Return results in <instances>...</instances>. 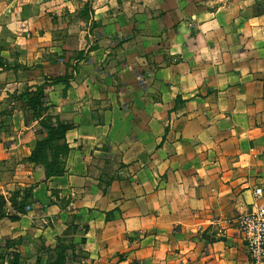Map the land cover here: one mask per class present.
<instances>
[{
    "label": "crops",
    "instance_id": "0c3cea01",
    "mask_svg": "<svg viewBox=\"0 0 264 264\" xmlns=\"http://www.w3.org/2000/svg\"><path fill=\"white\" fill-rule=\"evenodd\" d=\"M0 56L2 263L254 264L237 220L264 205V0H0ZM46 81L70 127L48 180L20 97Z\"/></svg>",
    "mask_w": 264,
    "mask_h": 264
},
{
    "label": "trees",
    "instance_id": "16d2710c",
    "mask_svg": "<svg viewBox=\"0 0 264 264\" xmlns=\"http://www.w3.org/2000/svg\"><path fill=\"white\" fill-rule=\"evenodd\" d=\"M0 65L2 66V58L0 56ZM65 82L68 83V77H57L53 84ZM46 81L35 89H27L20 95L21 99L25 101L26 106L32 111L33 118L38 121L40 127L45 131L36 145L30 160L37 166L44 169L46 179L53 177H60L66 174V159L69 155L70 148L66 143V133L70 129L68 125L60 123L58 120L54 121L52 117L45 115L47 108L46 103V88L49 86ZM41 135L43 133L40 132ZM21 194L18 193L16 198ZM0 200H2L0 198ZM30 194L28 192L22 193L20 201H14L13 208L16 212L15 216L10 217L13 221H18L22 215L26 213L25 208L30 204ZM1 209V204H0ZM4 214L0 212V218ZM4 256L0 254V260ZM19 255L12 253L8 264H18ZM0 264H4L0 261ZM62 264V263H61Z\"/></svg>",
    "mask_w": 264,
    "mask_h": 264
},
{
    "label": "built area",
    "instance_id": "2783aa9c",
    "mask_svg": "<svg viewBox=\"0 0 264 264\" xmlns=\"http://www.w3.org/2000/svg\"><path fill=\"white\" fill-rule=\"evenodd\" d=\"M264 195L262 189L255 192L256 199ZM30 210V207H27ZM248 255L254 264L264 263V205L252 208L237 220Z\"/></svg>",
    "mask_w": 264,
    "mask_h": 264
}]
</instances>
